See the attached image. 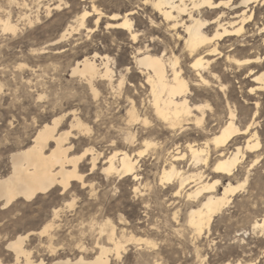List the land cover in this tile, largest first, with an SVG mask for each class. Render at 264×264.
Masks as SVG:
<instances>
[{
    "label": "bare ground",
    "instance_id": "1",
    "mask_svg": "<svg viewBox=\"0 0 264 264\" xmlns=\"http://www.w3.org/2000/svg\"><path fill=\"white\" fill-rule=\"evenodd\" d=\"M79 1L82 4L90 2V7L87 9L84 6L79 12H73L75 14L71 18L76 27L69 24L61 38L70 35L78 27H85L92 17L95 26L106 17L108 28L126 31L130 39L136 42L138 31L133 29L130 15L135 12L132 9L122 15H106L94 0ZM142 4L148 5L153 14L161 18L158 22L149 15L151 25L165 32L164 38H156L163 48L158 53L157 48H150V45L137 47L132 57V62L143 78L138 83L143 98L135 100L128 95V87L137 89L136 86L131 83L125 86L124 99L127 105L123 129L126 131L123 140L117 142L116 146L121 143L133 145L136 136L132 128L140 125L141 130L145 128L139 138L143 149L112 147L104 154L93 146H85L80 155L72 154L73 135L91 136L92 129L74 111L69 115L68 112L60 113L43 122L29 143L10 153L11 170L0 177V201L1 205H8L16 198L27 200L54 186L66 189L74 180L83 186L85 181L80 170L84 162L93 170L101 161L105 175L130 177L131 181L138 183L139 186L133 187V192L137 194L140 185L148 184L147 178H142L138 173V157L152 147L156 158L162 157L164 162L158 173L159 184H169L174 197L184 193V221L178 228L175 226L174 232L190 238L191 251L198 260L197 264H201L204 255L201 253L200 242L204 237L210 238L212 235L215 219L231 206L240 186L244 188L251 172L254 171L253 174L261 180L263 178L264 0H142ZM68 6L71 7L64 0H0V31L15 33L19 22L32 24L39 21L41 11L48 16ZM15 9L16 19L13 15ZM156 40L153 39V42ZM114 64L113 58L94 53L77 60L72 66V73L83 77L92 96L96 97L99 96L94 84L97 79L105 81L108 87L114 89V71L111 66ZM127 74L129 77L134 75L129 66L124 68V73H119L115 87L117 90L122 91ZM233 80L238 83L239 98L233 89ZM208 97L213 98V104L208 102ZM65 117L69 119L67 129L63 127ZM156 131L168 133L173 147H155L156 142L150 141L148 136ZM111 143L113 146L114 142ZM251 198V204L260 201L264 205V188H257ZM250 209L255 208L252 206ZM250 211L251 232L263 234L264 227L256 225L264 224V206L262 215L258 214V210ZM57 214L58 211H55L54 215ZM173 217L178 220V210L173 212ZM232 217L229 214L227 220ZM52 226V222L46 223L39 233L50 237L49 229ZM102 232H106L108 246L96 243L97 250L91 257L78 254L74 258L57 257L48 263L41 258L32 260L29 250L23 246L25 237L29 236L27 234L18 235L7 245L14 252L15 264H111L109 254L119 259L125 245L116 237L114 225L109 219L99 225V233ZM130 235L128 239L123 236V239L144 241L154 246L150 239ZM263 239L258 242L260 249L257 254L241 257L235 255L232 258L230 255L233 248L227 246L214 259L215 264H260L264 261Z\"/></svg>",
    "mask_w": 264,
    "mask_h": 264
},
{
    "label": "rangeland",
    "instance_id": "2",
    "mask_svg": "<svg viewBox=\"0 0 264 264\" xmlns=\"http://www.w3.org/2000/svg\"><path fill=\"white\" fill-rule=\"evenodd\" d=\"M64 1L71 7L53 11L48 16L41 11L39 21L32 24L19 22L15 33L0 31V177L7 175L11 170L10 153L29 143L43 122L64 112H68L69 115L74 111L92 129L91 136L73 135L72 154L80 155L85 146H93L104 154L112 147L127 150L143 149L139 141L145 128L141 130L140 125L132 128L136 131L135 140L137 139L133 145L116 144L123 140L126 131L123 129L127 105L124 99L125 86L133 84L137 89L129 86L128 95L137 101L143 98L140 92L142 89L138 85L143 78L132 62V57L137 47L144 48L150 45V48H157L158 53L162 51L163 47L156 38H164L165 32L152 26L149 21L150 16L158 22L161 18L154 15L148 5L142 4V0H94L96 6L106 15L111 13L122 15L132 9L135 13L130 15V18L133 29L138 31L139 39L137 38L134 43L126 31L108 28L106 17L102 18L97 26L94 25L92 17L86 22L85 27H78L77 30L71 31L70 35L61 38L69 24L76 27L71 17L84 6L87 9L90 7L88 1L83 3L84 5L79 0ZM13 15L16 19V9ZM153 39L156 40L155 43ZM94 53L99 56L107 55L115 61V64L111 65L114 71V89L108 87L105 81L97 79L94 84L97 86L99 96L96 97L92 96L86 80L79 74L72 73V66L77 60L90 57ZM96 60L98 62L99 58ZM126 66L130 67L134 75L129 77L127 74V80L120 91L115 88L116 80L120 72L124 73ZM232 85L239 98L238 83L233 80ZM40 96L44 99L41 100ZM207 100L213 104L212 97H208ZM262 104L264 108V101ZM63 122L64 129H67L68 117H65ZM167 134L156 131L149 134L151 139L149 136L148 138L150 141L153 140V143L156 142L155 147L162 145L173 147ZM110 141L114 142L113 146L110 145L112 144ZM153 152L155 151L150 147L138 157V173L142 178H147L148 184L140 185V192L137 194L133 192V187L139 186L138 183L131 181L130 177L105 175L102 172L101 161L93 170L84 162L80 170L85 181L83 186L78 180H74L66 189L54 186L27 200L16 198L8 205H1L0 201V262L15 264L14 252L8 247L7 242L18 235L26 234L29 236L25 237L23 246L29 250L32 260L37 261L41 258L48 263L57 257L74 258L78 254L91 257L97 250L96 243L108 246L106 232L100 234L99 225L109 219L114 225L116 237L125 245L119 259L112 253L109 254L111 264H154V261L156 264H197L198 260L191 251L190 238L174 232L184 221L186 211L184 193L174 197L169 184H159L158 173L164 162L162 157L157 159ZM253 173L254 171L251 172L243 190L236 194L231 206L215 219L211 230L213 236L204 237L202 244L200 242L201 253L204 255L201 264H215L214 259L228 247L233 248L230 257L252 256L259 252L258 242L264 238V233L251 232L250 210H258V214L262 215L264 205L260 201L251 204L250 200L252 201V192H256L257 188H264V171L261 172L262 180ZM69 203H72V206H69ZM252 206L255 209H250ZM176 210L179 213L177 221L173 217ZM55 211H58L57 216L54 215ZM229 214L234 218L227 220ZM49 222L53 223L49 229L51 238L48 234L39 233L41 227ZM130 234L135 238L150 239L154 246L151 247L144 241H125L123 236L128 239Z\"/></svg>",
    "mask_w": 264,
    "mask_h": 264
},
{
    "label": "snow or ice",
    "instance_id": "3",
    "mask_svg": "<svg viewBox=\"0 0 264 264\" xmlns=\"http://www.w3.org/2000/svg\"><path fill=\"white\" fill-rule=\"evenodd\" d=\"M145 2H147V0H145ZM85 15L87 16L88 13L85 12ZM127 26V25H126ZM264 31V30H262ZM132 39H136V37H132ZM41 100L44 99V97H40ZM245 183H247V181H245ZM239 190H243V185L240 186ZM256 227H264V224H259V225H256ZM9 260L11 259L10 257L8 258ZM0 264H3V262H0ZM261 264H264V261L261 262Z\"/></svg>",
    "mask_w": 264,
    "mask_h": 264
}]
</instances>
